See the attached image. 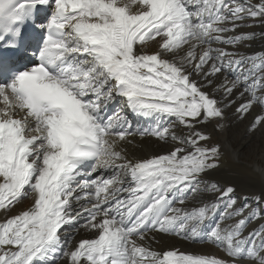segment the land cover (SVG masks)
Segmentation results:
<instances>
[{"label": "snow or ice", "instance_id": "6c2138e0", "mask_svg": "<svg viewBox=\"0 0 264 264\" xmlns=\"http://www.w3.org/2000/svg\"><path fill=\"white\" fill-rule=\"evenodd\" d=\"M257 25L264 0H0V264H264V194L213 178L239 159L229 109L264 130ZM145 138L166 150L135 158Z\"/></svg>", "mask_w": 264, "mask_h": 264}, {"label": "bare ground", "instance_id": "6f19581e", "mask_svg": "<svg viewBox=\"0 0 264 264\" xmlns=\"http://www.w3.org/2000/svg\"><path fill=\"white\" fill-rule=\"evenodd\" d=\"M242 31H254L256 33V39L249 42L251 47H242L239 51L249 55L255 52L264 51V38H261V33L264 32V27L257 25L254 28L242 29ZM156 48L157 45L153 43L149 51H155ZM229 50L233 51L235 49L229 48ZM117 107H119L118 104H113L110 106L109 111L111 112ZM254 109L255 110H251L250 114H248L246 118L241 120H237L233 115L234 109H229L228 116L231 123V127L228 132L229 142L231 144V148L238 153L239 159H233L231 152L226 153L223 166L217 172L213 173V178L222 184L232 185L233 183H237V186L242 184L248 187L254 185L264 191V130L255 132L248 131L255 116L261 114V109L258 106ZM125 114L128 115L130 120H132L134 126L137 124L147 126L146 121L135 119L131 113L127 111V109H125ZM256 143H259L258 147H256L257 145L255 146ZM165 150L166 145L158 143L154 138H145L143 141L138 140L137 146L134 149H130L135 158H147L150 155L162 154ZM244 155L246 158H244ZM244 197L248 198L246 202L253 208L260 207L254 199L256 196L243 194L242 191L237 189L236 199L238 204L244 202ZM30 204V200H24L13 209L11 214H18L20 211L30 206ZM188 206L192 207L194 205L189 204ZM3 219H5V217L3 212L0 211V220ZM82 222L83 221H81V223ZM258 223L260 222L254 221L252 225H250V228L257 226ZM61 231L67 235L72 233L73 229L66 226L65 229H62ZM93 235L94 234L92 233H85L81 230L80 233L76 234L75 240L78 241L81 238H92ZM152 247L154 250L159 252H163L168 249H179L180 251L185 252H203L216 254L218 256L223 255L222 250L217 248L215 245L210 243L200 244L190 240H185L175 235L161 234L157 236L156 241L152 244Z\"/></svg>", "mask_w": 264, "mask_h": 264}, {"label": "rangeland", "instance_id": "374dc122", "mask_svg": "<svg viewBox=\"0 0 264 264\" xmlns=\"http://www.w3.org/2000/svg\"><path fill=\"white\" fill-rule=\"evenodd\" d=\"M254 108H256V107H254ZM252 109V110H255V109ZM240 130V129H239ZM257 145V146H256ZM255 146L256 147H258L259 146V143H256L255 144ZM245 156V155H244ZM244 158H246V156L244 157ZM237 183H233L232 185L234 186V187H236L237 185H236ZM252 186H254V185H251V186H244V185H239V186H237L236 187V190L238 189L239 191H242L243 192V194H247V195H254V196H258V194H259V196L261 195V194H264V191L261 189V188H258V187H252ZM251 187V188H250ZM258 190V191H257ZM257 192V193H256ZM263 192V193H262Z\"/></svg>", "mask_w": 264, "mask_h": 264}]
</instances>
